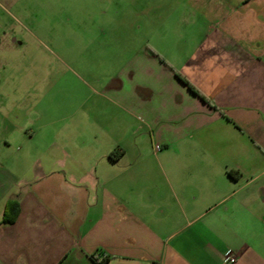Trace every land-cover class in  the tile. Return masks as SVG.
<instances>
[{"label": "crops", "instance_id": "0c3cea01", "mask_svg": "<svg viewBox=\"0 0 264 264\" xmlns=\"http://www.w3.org/2000/svg\"><path fill=\"white\" fill-rule=\"evenodd\" d=\"M118 1L66 113L0 83V264H264V0Z\"/></svg>", "mask_w": 264, "mask_h": 264}, {"label": "rangeland", "instance_id": "374dc122", "mask_svg": "<svg viewBox=\"0 0 264 264\" xmlns=\"http://www.w3.org/2000/svg\"><path fill=\"white\" fill-rule=\"evenodd\" d=\"M119 3L0 0V83L27 94L31 109L46 116L66 113L63 105L82 99L84 84L103 80L119 64L116 53L127 43L117 42L102 20L117 17Z\"/></svg>", "mask_w": 264, "mask_h": 264}, {"label": "trees", "instance_id": "16d2710c", "mask_svg": "<svg viewBox=\"0 0 264 264\" xmlns=\"http://www.w3.org/2000/svg\"><path fill=\"white\" fill-rule=\"evenodd\" d=\"M184 84H186L188 86V88L194 92L195 94L199 95V93L188 83L186 82L184 79H180ZM200 96V95H199ZM231 174V173H229ZM17 203L13 202L8 204V207L6 208V214L8 215L7 221H12L14 220L16 214H17ZM6 215V216H7ZM93 260L95 261L96 264H107V258H101L98 259L96 257H93ZM151 264H158V263H151Z\"/></svg>", "mask_w": 264, "mask_h": 264}, {"label": "built area", "instance_id": "2783aa9c", "mask_svg": "<svg viewBox=\"0 0 264 264\" xmlns=\"http://www.w3.org/2000/svg\"><path fill=\"white\" fill-rule=\"evenodd\" d=\"M237 255L233 251H226L220 264H234L236 262Z\"/></svg>", "mask_w": 264, "mask_h": 264}]
</instances>
